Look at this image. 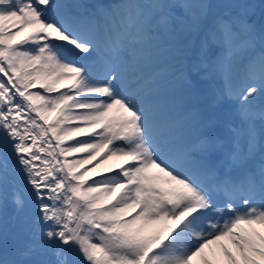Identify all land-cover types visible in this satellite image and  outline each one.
Here are the masks:
<instances>
[{
  "label": "snow or ice",
  "instance_id": "obj_1",
  "mask_svg": "<svg viewBox=\"0 0 264 264\" xmlns=\"http://www.w3.org/2000/svg\"><path fill=\"white\" fill-rule=\"evenodd\" d=\"M179 7L0 0V264H264V23Z\"/></svg>",
  "mask_w": 264,
  "mask_h": 264
},
{
  "label": "rangeland",
  "instance_id": "obj_2",
  "mask_svg": "<svg viewBox=\"0 0 264 264\" xmlns=\"http://www.w3.org/2000/svg\"><path fill=\"white\" fill-rule=\"evenodd\" d=\"M205 2L210 3L212 5V16L215 18H224L230 16H235L238 12H240L241 4L248 6L247 15L252 18L253 22L256 23V20L253 18H256L259 22H264V17H260L257 14L258 6L263 2L264 0H258L255 2V0H175V4H178L179 12L183 13V15H179L176 17V20L178 22H175V25H178V29L176 32L178 34H187L191 28V19L190 17L192 15H195L198 11L196 8V5ZM191 6V7H186ZM233 9L236 11L235 13L231 12ZM263 11L264 10H260ZM243 58L239 61L241 62ZM237 62L234 67L239 63Z\"/></svg>",
  "mask_w": 264,
  "mask_h": 264
},
{
  "label": "bare ground",
  "instance_id": "obj_3",
  "mask_svg": "<svg viewBox=\"0 0 264 264\" xmlns=\"http://www.w3.org/2000/svg\"><path fill=\"white\" fill-rule=\"evenodd\" d=\"M123 161L122 160H120L119 158H116V157H112V158H110L108 161H106L105 163H102V164H100L97 168H96V170H95V172L94 173H89V175H95V173L96 172H108V170L110 169V168H114V167H116V166H118L120 163H122ZM9 206H10V210H11V216H12V214H13V209H12V207H11V205L9 204ZM10 210H9V213H10ZM10 216V217H11ZM9 228H11V230H12V235H14L15 237H16V239H15V242H16V248L20 245V243H21V240H20V238L19 237H17V234H16V232H15V230L12 228V226H11V224H10V226H9ZM11 235V236H12ZM15 248V249H16ZM0 255H3V256H5V257H11V256H9V254L7 253V252H5V250L4 249H2L1 251H0ZM222 262H223V264H228V261H227V258L226 257H222Z\"/></svg>",
  "mask_w": 264,
  "mask_h": 264
}]
</instances>
